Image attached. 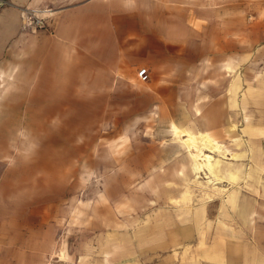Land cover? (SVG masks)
<instances>
[{
	"label": "rangeland",
	"instance_id": "1",
	"mask_svg": "<svg viewBox=\"0 0 264 264\" xmlns=\"http://www.w3.org/2000/svg\"><path fill=\"white\" fill-rule=\"evenodd\" d=\"M173 5L178 84L140 81L143 64L67 77L66 47L49 71L28 38L52 9L0 0V264H264V0ZM220 22L245 49L221 67L200 54ZM172 123L233 153L209 150L223 179L195 170Z\"/></svg>",
	"mask_w": 264,
	"mask_h": 264
},
{
	"label": "crops",
	"instance_id": "2",
	"mask_svg": "<svg viewBox=\"0 0 264 264\" xmlns=\"http://www.w3.org/2000/svg\"><path fill=\"white\" fill-rule=\"evenodd\" d=\"M10 2L29 8L52 9L49 16L50 32L44 35L32 34L28 38L32 43H37V47H45L44 64L49 71H52L55 59L58 58L52 47L55 49L66 47L67 52L61 53L60 61H72L71 64H66L68 69L64 75L67 77L77 76V71L84 67L114 69L118 70L116 74H124L130 71V67L143 64L147 68L149 79L150 75L157 81L162 80L164 76H171L172 78L168 80L172 84L179 83L180 14L177 6L169 5L180 2L195 3V0H10ZM148 4L152 5L150 9ZM15 11L12 24L17 26L20 15L17 10ZM5 13L3 12L0 17L4 18L10 14L9 11ZM238 30H242V25L238 28L236 22L233 34L237 37L229 43L227 25L224 26L220 22L214 29L213 41H205L200 54L208 56L213 54L215 59H219L220 67L225 64L223 61L229 52L234 53L239 61L245 49L242 39L241 41L238 39V34L242 35V31L238 33ZM261 51L264 55V47ZM86 73L83 70L82 74ZM220 160L226 167L225 160L222 158ZM246 201V205L240 204L243 207L239 210L251 211L252 204L247 198ZM218 222L223 227L224 221ZM230 235L242 237L233 232H230Z\"/></svg>",
	"mask_w": 264,
	"mask_h": 264
},
{
	"label": "bare ground",
	"instance_id": "3",
	"mask_svg": "<svg viewBox=\"0 0 264 264\" xmlns=\"http://www.w3.org/2000/svg\"><path fill=\"white\" fill-rule=\"evenodd\" d=\"M48 10L42 11L47 12ZM174 133L181 136L182 140L187 144L188 147H190V154L194 160V168L198 173H201V171H205L204 175L207 179V182H218L223 177L219 175L216 171L224 172L229 167H225L221 160L218 159L217 161L213 160L212 154L209 152V150L214 151H220L223 154H226L228 157L233 158V153L228 149L224 148L220 142L212 138L208 131L201 130L198 132V134L193 135L189 132H187L185 129L178 127L176 124H171ZM183 136V137H182ZM208 149V151L206 150ZM233 167V166H230ZM203 169V170H202ZM232 169L236 170L235 167ZM129 180V178H127ZM116 190H118V185L115 184ZM234 200H237V197L234 198ZM241 201H243L244 205L247 204L246 199L243 198ZM239 208H242L243 205H238ZM117 226H121L120 221L117 223ZM118 229V228H117Z\"/></svg>",
	"mask_w": 264,
	"mask_h": 264
},
{
	"label": "built area",
	"instance_id": "4",
	"mask_svg": "<svg viewBox=\"0 0 264 264\" xmlns=\"http://www.w3.org/2000/svg\"><path fill=\"white\" fill-rule=\"evenodd\" d=\"M37 21L40 22V20ZM137 76L140 81L147 82L149 80V73L147 71V68L146 67L139 68L137 71Z\"/></svg>",
	"mask_w": 264,
	"mask_h": 264
}]
</instances>
